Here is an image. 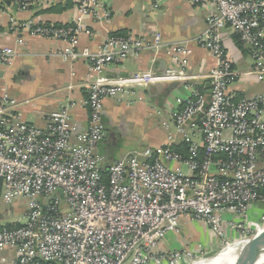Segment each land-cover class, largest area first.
Masks as SVG:
<instances>
[{
	"label": "built area",
	"instance_id": "2783aa9c",
	"mask_svg": "<svg viewBox=\"0 0 264 264\" xmlns=\"http://www.w3.org/2000/svg\"><path fill=\"white\" fill-rule=\"evenodd\" d=\"M54 0H0L1 7L29 11ZM83 16L108 21L101 0H74ZM214 9L197 38L217 61L206 75L188 72L189 48L152 43L131 36H110L98 53L78 50L77 26H28L33 36L66 42L60 53L68 62L85 59L95 79L85 106L89 127L79 132L69 111L50 113L39 128L22 120L20 104L0 98V208L25 202V223L0 228V264H196L206 257L192 251L159 253L161 240L178 231L181 218L204 223L222 240L223 252L264 232L230 224L245 235L240 243L225 239L222 216L243 219L255 203L264 205V93L247 98L231 90L239 80L222 40L230 28L248 49L251 75L264 84V0H189ZM18 45L23 46L22 40ZM170 51L173 67L162 73L138 72L111 78L108 68L143 51ZM14 49L0 50L12 66ZM184 83L178 99L175 131L189 145L184 158L170 146L135 151L106 166L97 153L105 136V101L139 88ZM210 86L207 94L205 84ZM200 138L201 143L196 142ZM172 140V138H170ZM185 167L173 170L165 163ZM107 168V178L103 171ZM23 203V202H21Z\"/></svg>",
	"mask_w": 264,
	"mask_h": 264
},
{
	"label": "crops",
	"instance_id": "0c3cea01",
	"mask_svg": "<svg viewBox=\"0 0 264 264\" xmlns=\"http://www.w3.org/2000/svg\"><path fill=\"white\" fill-rule=\"evenodd\" d=\"M68 1L54 0L29 11L7 5L0 9V50L10 48L17 53L12 66L0 60V98L7 95L19 102L15 113L33 126L44 128L50 113L66 108L78 131H86L90 117L85 102L95 75H91L87 60L73 63L61 57L60 53L68 45L66 42L33 36L28 29L30 25L80 24L83 31L77 49H89L93 53L100 52L113 34H127L146 43H152L160 35L165 43L188 46L189 74L206 75L217 65L210 52L197 42L207 29L209 17L215 13L208 5L193 4L189 0H101L111 13L110 19L104 21L92 15L83 16L76 2L73 0L69 7ZM221 35L239 76L231 90L247 98L264 93V84L256 82L251 75L253 61L247 49L241 50L238 46L237 35L230 28L223 30ZM19 40L23 41V46L18 45ZM171 67L170 51L147 50L111 65L106 75L119 78L145 71L162 73ZM188 95L184 83H171L134 89L106 100L103 109L105 136L97 150L105 158L106 166L135 151L166 146L175 149L185 144L176 134L174 121L179 110L178 99ZM196 142L200 144V138H196ZM165 164L189 174L180 164ZM13 218L14 206L0 208V227L17 223ZM222 218L225 239L238 244L245 235L230 224H245L251 229L260 227L264 221V205L253 204L245 219L230 213ZM179 224L178 231L169 232L161 240L159 253L192 251L209 259L219 254L222 240L207 225L187 216L181 218Z\"/></svg>",
	"mask_w": 264,
	"mask_h": 264
},
{
	"label": "water",
	"instance_id": "95a60500",
	"mask_svg": "<svg viewBox=\"0 0 264 264\" xmlns=\"http://www.w3.org/2000/svg\"><path fill=\"white\" fill-rule=\"evenodd\" d=\"M206 88L207 94H211L210 86ZM247 242L248 245L239 252L240 259H242L240 264H264V232L260 237L251 238L245 243ZM218 255L211 259H215Z\"/></svg>",
	"mask_w": 264,
	"mask_h": 264
},
{
	"label": "bare ground",
	"instance_id": "6f19581e",
	"mask_svg": "<svg viewBox=\"0 0 264 264\" xmlns=\"http://www.w3.org/2000/svg\"><path fill=\"white\" fill-rule=\"evenodd\" d=\"M262 234L263 232H261L258 237H260ZM247 245L248 242L240 246H231L221 252L215 259H209L196 264H240L242 259H240L239 252Z\"/></svg>",
	"mask_w": 264,
	"mask_h": 264
},
{
	"label": "trees",
	"instance_id": "16d2710c",
	"mask_svg": "<svg viewBox=\"0 0 264 264\" xmlns=\"http://www.w3.org/2000/svg\"><path fill=\"white\" fill-rule=\"evenodd\" d=\"M72 2H73V0H69L68 1V6L69 7L72 6ZM46 26H49V25H46ZM55 26L56 27H63L61 25H55ZM112 36H122V37H126L128 35L127 34H123V33H117V34H113ZM236 42H237V44H238V46L240 47L241 50H244L246 48L245 45L240 41V39H239L238 36H236ZM247 51H248V49H247ZM173 150L175 152L181 154L184 158H188L189 157V145L188 144H183L180 147L175 148ZM103 175H104V178L106 179L107 178V175H108L107 168H105V170L103 171ZM0 190H1V184H0ZM12 226H13V224L7 225L8 228H11Z\"/></svg>",
	"mask_w": 264,
	"mask_h": 264
},
{
	"label": "rangeland",
	"instance_id": "374dc122",
	"mask_svg": "<svg viewBox=\"0 0 264 264\" xmlns=\"http://www.w3.org/2000/svg\"><path fill=\"white\" fill-rule=\"evenodd\" d=\"M21 202H23V203H21ZM25 208H26V206H25V202L24 201H18L14 205V218L13 219L19 220L21 224H24L25 223V217H24ZM13 219H11V220H13ZM221 252L222 251H220L219 254ZM208 259L209 258H207L206 260H208Z\"/></svg>",
	"mask_w": 264,
	"mask_h": 264
}]
</instances>
